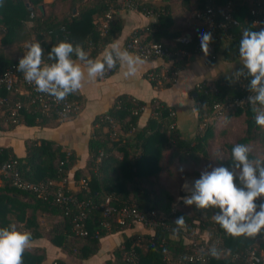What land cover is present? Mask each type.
I'll return each mask as SVG.
<instances>
[{
  "label": "trees",
  "instance_id": "1",
  "mask_svg": "<svg viewBox=\"0 0 264 264\" xmlns=\"http://www.w3.org/2000/svg\"><path fill=\"white\" fill-rule=\"evenodd\" d=\"M210 1L221 9L227 0ZM230 1L232 15L239 23L225 30L215 26L207 53L198 45L205 25L199 21L200 26L189 34V42L180 45L175 39L185 33L182 29H172L171 13L174 2L187 11H196L204 8L206 0H51L46 8L43 0H3L0 4V43L7 49L12 41L32 34L31 41L41 44L46 59L50 48L61 40L82 45L90 58H94L118 35L121 24L115 17V11L124 2L126 7L155 17L153 22L136 31L144 41L159 43L172 51L179 48L188 51V56L182 59L170 61L163 58L169 64L163 72L154 68L147 73V79L153 86L166 88L172 85L177 71L185 66L191 56L202 54L205 63L212 64L222 40L227 39L221 56L224 61H234L239 57L243 30L259 31L264 28V25H254L250 21L248 7L251 0ZM63 2L67 4L60 11ZM107 11H110L111 19L105 31L101 32V22ZM215 15V20L221 19L219 12ZM26 22L30 25L24 31ZM14 47L17 54L11 57H4L0 49V72L10 64L17 63L26 52L25 47ZM250 79L222 76L210 82H200L199 88L195 86L190 94H194L197 126L190 138L176 128L173 108L156 98L147 103L150 114L144 125L136 128L144 102L128 95H118L110 107L92 121L87 161L83 168L73 172V178L81 180L83 184H77L76 190L62 184V190L71 193L75 199L54 202L51 196L38 197L16 188L9 177L0 174V227L15 224L20 230L30 231L32 239L44 237L67 256L82 260L96 253L99 239L104 235L122 232L139 224L148 232L122 233L121 242L112 249V259L105 260L104 264H243L245 250L253 247L259 253L264 250V240L258 236L232 238L226 235L213 219L218 209L197 210L195 206H186L184 210L176 208L178 202L162 183L160 173L165 172L167 176L184 172L186 175L198 174V166L206 156L212 158L216 166H230L231 149L241 143L252 148L250 159L264 161V128L256 125V113L248 99L241 106H230L223 110L220 116L222 128L218 131L212 122L206 121L211 115L213 103L251 95L248 90ZM209 84L215 88L214 92L207 90ZM5 95L23 98L16 93L8 95V92L0 89V96ZM72 98L77 101L74 94ZM2 117L6 118L5 114ZM51 119L56 118L35 114L31 106L26 105L20 110L18 121L7 125H42ZM234 119L237 123L239 119L241 121L231 136L229 128ZM217 136L221 138L222 150L209 155L207 143ZM24 147V156L17 157L10 149L0 146V165L15 160V169L22 179L30 182L50 181V190L61 185V180L75 163L74 155L61 151L51 140L26 139ZM217 152L224 158L217 159ZM184 166L192 168V171L187 174ZM173 169L177 172H173ZM105 198L115 208L128 205L144 214L153 211L152 224L128 222L129 219L125 218L123 225L112 220L108 229L102 227L106 219L102 216L101 204ZM181 215L185 218L186 226L177 233L173 231L177 227L174 221ZM76 222H80V229L86 230L84 237L74 234ZM191 239L209 248L215 246L220 251L219 257L206 252L202 261L187 260L184 256L189 252ZM234 254L238 257L233 258ZM45 259L42 247L32 246L23 253V264H65L59 258L49 262H44Z\"/></svg>",
  "mask_w": 264,
  "mask_h": 264
},
{
  "label": "clouds",
  "instance_id": "2",
  "mask_svg": "<svg viewBox=\"0 0 264 264\" xmlns=\"http://www.w3.org/2000/svg\"><path fill=\"white\" fill-rule=\"evenodd\" d=\"M199 39L207 53L211 32L201 33ZM24 47L26 52L19 58L16 70L38 92L58 103L78 92L86 81L103 78L118 65L123 69V77L130 78L145 62L118 42H112L96 58H90L82 45L61 40L48 51L49 62H45L44 49L38 41H26ZM238 51L242 67L234 76L251 78L248 103L256 113V125L264 128V28L244 29ZM251 152L249 145L235 144L230 166L209 165L211 170L201 171L199 178L187 188L189 194L183 197L186 206H195L197 210L218 209L213 219L232 238H255L264 232V161L250 159ZM216 155L217 159L224 158L219 152ZM174 224L177 227L173 231L178 233L186 226L184 216L177 217ZM31 241L32 233L20 230L15 224L0 227V264H23V253L31 247ZM208 254L218 258L220 251L213 246Z\"/></svg>",
  "mask_w": 264,
  "mask_h": 264
},
{
  "label": "crops",
  "instance_id": "3",
  "mask_svg": "<svg viewBox=\"0 0 264 264\" xmlns=\"http://www.w3.org/2000/svg\"><path fill=\"white\" fill-rule=\"evenodd\" d=\"M50 1L43 0L45 8ZM62 4L64 6L60 8V11L65 8L67 2ZM171 13L173 30L182 29L185 34H192L200 26L199 21L193 17L194 10L187 11L177 2L172 3ZM115 17L119 19L121 24L118 35L110 43L106 44L94 58L102 53L104 48L112 42H118L123 48V44L130 34L141 30L149 22L155 20L153 15H145L129 6L126 7L124 2L115 11ZM24 25V31H27L30 23L26 22ZM32 37L33 35L30 34L25 38H17L16 41L11 42L7 49L0 43V49L3 50L4 57H11L17 54L14 46L18 45L21 49L26 41L32 40ZM226 44L227 39L222 40L216 59L212 64H206L202 54L191 56L185 66L177 71L172 85L166 88L158 85L153 86L147 79V73L152 69L159 68L163 72L168 67V62H165L162 58L144 60V64L139 66L135 76L130 78L123 77V69L118 65L117 69L103 78L94 82L86 81L83 87L74 93L80 106L79 111L77 114L65 119H51L42 125L27 126L23 123H18L8 126L0 113L2 123V126H0V146L10 149L15 156L22 157L25 154L24 141L26 139H47L55 142L61 151L66 154L71 153L75 157V163L66 173L64 184L69 189L76 190L77 184H80L81 180H75L73 172L76 169L83 168L87 161L88 141L92 135V121L95 116L104 113L118 95H128L144 102L136 128H141L144 125L150 114V108L147 103L152 98H156L173 108L175 126L180 133L187 138L192 137L196 130L197 120L190 91L199 82H210L222 76L234 75V72L242 67L240 57L231 62L222 59L221 50ZM216 122L217 120L215 124ZM132 232L148 231L141 225L135 224L122 232L106 234L99 239L96 253L82 260L67 256L44 237L32 239L31 247L38 246L45 250L46 259L44 262L59 258L65 264H104L105 260L112 259V249L121 242V234L130 235ZM259 253L264 263V250H260Z\"/></svg>",
  "mask_w": 264,
  "mask_h": 264
},
{
  "label": "built area",
  "instance_id": "4",
  "mask_svg": "<svg viewBox=\"0 0 264 264\" xmlns=\"http://www.w3.org/2000/svg\"><path fill=\"white\" fill-rule=\"evenodd\" d=\"M217 12H219L221 17L220 20H215V14ZM248 13L252 24L264 25V0H251L248 7ZM193 17L205 25L204 33L211 32V34H213L215 26L225 30L228 26H236L239 23L238 19L232 15V4L230 0H227L221 9H218L211 4L210 0H206L204 8L194 11ZM110 19V11H107L101 22V32L105 31ZM48 33H50V31H48ZM175 41L180 45H185L189 42V34L186 33L177 37ZM198 45L199 48L202 49L200 39L198 41ZM123 48L127 49L129 52L140 55L144 60L151 58H166L171 61L188 56V51L184 48L172 51L168 47L159 43L144 41L141 38V35L136 32H133L128 36L123 44ZM44 60L45 62H49L46 58H44ZM17 65L18 62L10 64L2 72H0V89L8 92V95L16 93L23 97L20 99L8 97L7 95L0 96V113L1 116L5 114L6 118H3L6 123L17 122L20 110L26 105L31 106L33 113L43 117L65 119L78 113L80 106L78 102L72 98V94L69 95L65 101L59 103L56 102L53 97L38 92L33 84L26 82L23 73L16 70ZM108 74H110V71H108L105 76ZM199 86L200 82L196 84L197 88H199ZM207 87V90L213 92L215 91V88L212 85L209 84ZM248 97L249 94H246L229 101H217L213 103L211 115L206 119V121L209 123H215V121L222 115L224 109L230 106H241L246 102ZM140 108L143 109L142 106ZM99 155H101V153ZM15 163V160L2 163L0 165V174L9 177L11 180L10 183L16 188L32 192L36 194V196H40L42 198L51 196L54 202H67L75 199L71 193H65L62 190V184L65 180L64 178L61 180V185L54 190H50L49 187L52 184L50 181L30 182L22 179L19 176L18 171L15 169ZM194 180L195 178L190 176L183 178L181 184L182 196L178 198L180 202L183 203V197L189 194L187 188L192 185ZM81 184H83L82 181ZM101 213L103 218L106 219L102 222V227L106 229L110 227V221L112 220L120 225L125 224V218L129 219L128 222H138L146 225L152 224L151 216H154L153 211L144 214L128 205L115 208L109 204L108 198H105L101 204ZM82 216L83 215H81V217ZM161 223L162 222H159L158 224ZM80 227V222H76L74 224V234L78 237H84L86 235V230L80 229ZM95 234H97V232H95ZM258 238L264 240V232L258 235ZM190 244L189 252L184 257L189 261H202L203 256L206 252H208L209 247L197 243L195 239H191ZM237 257L238 256L236 254L233 255V258ZM242 258L243 264L263 263L260 253L256 252L253 247H248L243 253ZM178 262L179 260H177V263Z\"/></svg>",
  "mask_w": 264,
  "mask_h": 264
},
{
  "label": "rangeland",
  "instance_id": "5",
  "mask_svg": "<svg viewBox=\"0 0 264 264\" xmlns=\"http://www.w3.org/2000/svg\"><path fill=\"white\" fill-rule=\"evenodd\" d=\"M249 96H250V94H249ZM240 121H241V119H239L238 123H237L235 119L233 120V125H230V128H229V130L231 132V136H232V133L236 132V130L238 128V124H240ZM217 122H216V124L212 123V126L214 128H216L217 131H218V129L222 128L221 126H222L223 122H222L221 117L218 118ZM220 142H221V138L218 137V136L213 138L211 141H209L207 143V146H206L207 153L210 155L211 153H214L216 151L222 150ZM209 165H211L213 167L216 166L215 163L213 162L212 158H210L209 156H206L205 160L198 166L199 167V173L198 174L186 175V172H184V174H178L176 176H172V174L170 176H167L165 174V172H161L160 173V177H161L162 183L175 196V198H176V200L178 202V204H176V208H178L180 210L186 209V205L178 200V198L180 196H182L181 184H182L183 178L186 177V176H190V177H193L195 179H198L199 176H200L201 171L205 170L206 168L208 170H211V168L208 167ZM175 169H173V172H177V171H175ZM185 170H187V172H188L187 174H189V172L192 171V168L184 166V171Z\"/></svg>",
  "mask_w": 264,
  "mask_h": 264
},
{
  "label": "water",
  "instance_id": "6",
  "mask_svg": "<svg viewBox=\"0 0 264 264\" xmlns=\"http://www.w3.org/2000/svg\"><path fill=\"white\" fill-rule=\"evenodd\" d=\"M194 96V94H192V97Z\"/></svg>",
  "mask_w": 264,
  "mask_h": 264
}]
</instances>
